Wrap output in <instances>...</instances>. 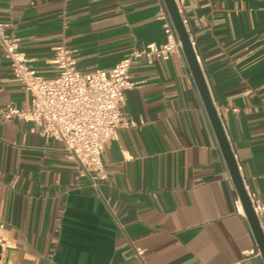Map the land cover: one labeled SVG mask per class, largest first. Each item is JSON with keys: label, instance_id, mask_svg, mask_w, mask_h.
Returning <instances> with one entry per match:
<instances>
[{"label": "crops", "instance_id": "0c3cea01", "mask_svg": "<svg viewBox=\"0 0 264 264\" xmlns=\"http://www.w3.org/2000/svg\"><path fill=\"white\" fill-rule=\"evenodd\" d=\"M183 15L264 202V0H185ZM0 20L46 77L58 44L83 72L110 69L165 43L172 22L164 0H0ZM130 75L122 109L136 124L106 145L109 178L95 179L31 120L2 116L32 95L0 45V264H264L184 52L134 59Z\"/></svg>", "mask_w": 264, "mask_h": 264}, {"label": "built area", "instance_id": "2783aa9c", "mask_svg": "<svg viewBox=\"0 0 264 264\" xmlns=\"http://www.w3.org/2000/svg\"><path fill=\"white\" fill-rule=\"evenodd\" d=\"M175 2L187 25L183 15L185 0ZM7 26L8 23L0 20V45L11 62L14 76L31 92L32 100L26 109L10 105L2 111V116L5 119L20 117L31 120L33 131L64 143L68 157L79 164L83 175L108 179L103 161L106 145L118 138L120 127L136 124L125 118L122 109L126 90L138 84L131 78V64L134 59L142 57L169 59L174 53L183 52V44L173 22L167 24L169 31L165 43H148L121 58L110 69L83 72L78 68L72 50L65 44H58L51 59L58 72L50 77L38 71L33 59L22 50L20 37L8 33ZM249 197L260 219L264 216V202L250 192ZM236 205L243 207L240 198ZM2 227L4 224L0 223ZM0 244H3L1 237ZM137 252L143 253L140 248Z\"/></svg>", "mask_w": 264, "mask_h": 264}, {"label": "water", "instance_id": "95a60500", "mask_svg": "<svg viewBox=\"0 0 264 264\" xmlns=\"http://www.w3.org/2000/svg\"><path fill=\"white\" fill-rule=\"evenodd\" d=\"M166 8L183 44V52L186 56L194 81L199 90L205 109L216 134L220 149L228 166L229 172L238 191L244 212L248 218L257 244L264 258V230L261 221L256 215L244 179L239 169L235 153L228 139L223 122L212 97L207 79L198 59L193 41L175 0H164Z\"/></svg>", "mask_w": 264, "mask_h": 264}]
</instances>
